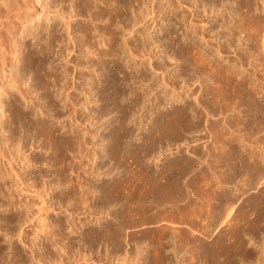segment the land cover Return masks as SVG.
I'll use <instances>...</instances> for the list:
<instances>
[{"label":"bare ground","instance_id":"1","mask_svg":"<svg viewBox=\"0 0 264 264\" xmlns=\"http://www.w3.org/2000/svg\"><path fill=\"white\" fill-rule=\"evenodd\" d=\"M150 1L152 2V7L149 9L148 3ZM206 1L207 0L194 1V4L198 2L203 3V5L200 4L203 6V8L201 9V6L199 5L200 9L198 8L197 11L195 10V13H193L194 15H192L193 17L191 18V20H189V23L188 19H185L186 16H184V14L183 16L181 15L182 18L181 16H179L181 14L180 12H182V10L180 9V6L183 4L182 0H176L173 2L167 0L165 4L163 3V0H49V8L53 7L54 9H56V11L60 12V15L58 19L57 16L53 17L51 23H49V29L46 30L48 36L44 37L41 34L43 25L39 22H37L36 26L30 29L26 28L25 32L24 30H22L23 38L30 35L31 39H33V42H31L30 44L29 42L21 43L24 45L26 53L24 54L25 66L20 69L19 73L21 83L25 85V88L20 89V82L14 76L16 68L10 70L11 77L9 79L8 85L15 84L18 87L14 88L13 91H8L12 86L2 87V90L5 88L7 89V92L1 95L4 99L0 98V103L2 102V100H6L9 110L8 115L3 121L4 130L7 133V135L4 136V146L5 144H9V147H11L12 149L9 150V153H6V147H3L2 149V147L0 146V157H5L9 154V157H12L15 160L16 158L14 155H12V152H19L24 149L23 161L27 163L26 167L24 168V172L26 180L31 181L30 185H33L35 182H37V180H39L41 181L40 183H42V185L46 186V189H48L49 185L59 184L60 186V184L67 183V186L65 188L68 190H66L65 188V190H63V188H61L62 190L60 189L56 195V199H58L59 201L54 202H58V204H60V202L62 201L64 203V200H66L67 202L66 204H64L67 205V203L70 201L69 199H76V201H78L77 204H82L81 206H83L82 208H84L85 210H91L93 212V210L96 209L102 210L103 208H107V215L111 213L110 208L115 207L116 205H119V207H121L115 214V216L120 219L118 222L119 224H116L117 227H114L115 225H113L112 227V224H110L112 223L110 221H114L115 219L110 221H103L102 223L104 224H100L97 230L94 229L90 232L83 233L84 235L82 239L84 240V243L86 245H90L91 241L94 238L95 242H107L112 244L113 247H121L123 243H125V246H127V242L131 240V238L128 237L130 235L129 230H127L129 225H137L139 223L140 225H142L143 223H145L143 222L144 219H146V222H152L156 225L160 223L158 224L160 226L156 227L154 230V232H157V234L159 235V239H168L169 236L170 238L174 237L175 232L172 231L170 233L167 230V228L169 227H165V229L162 226L163 224L161 225L162 220H164L166 217L165 213H168L169 215H171L170 217H174L173 220H176L175 218H179V215L181 214V212L180 214L178 212L179 208L181 207L179 205L180 203L183 202V205L186 206L187 203L192 201L193 204L195 203L197 205V200L200 202L203 196L206 194H204L203 196L200 195L201 199L198 197H196L197 200L192 199L193 194L192 191H190L189 187L193 185L194 187H197L196 189H198L200 180H202L203 183L206 180L204 185L209 187L210 191L208 194V188L206 187V189L204 187L206 189L205 192L208 196L206 195L207 199L205 196V198L203 199H206L208 202H202L203 205H207L209 215L207 212H205L208 216L207 218L204 217L205 213H202V209L205 206L202 207L201 203L200 205L198 204L202 208L200 214H204L203 217L206 218L205 221L207 224H204V220L200 218L202 216L198 217L203 220V223H200L202 224L200 226V228H202L200 230L201 232L196 230L200 233H198L199 239L196 238L197 241H195V248L193 247L195 251L192 250V252H194V255L197 252L198 255L196 254V257L198 258L199 262L204 260L205 262H207V264H264V242L261 243L263 244V246H260V248H258L259 250L256 251L258 253H251L250 251L247 252V250H245L246 242L244 239V236H246V234H249V236L256 235L257 230L259 231L260 229V226H263L264 228V147H261V145V149H257L260 148L257 147L259 146V144L257 146L255 145L257 144V142H259V140L256 141V144H254L250 140L252 139L254 142L255 137H253L254 139L252 137L249 139L250 136H253V131L256 130L257 132L260 128V130L264 128V105H262L260 100H258V96L260 95L259 93H264V84H261L262 81H259V83H257L256 81V83H254V77L256 74L255 68H257L256 65H254L255 67L253 66L254 71L250 70V73L248 71L245 74H242V59H245L242 57H246V55L243 54V56L241 55V58L238 57V63H236V65L231 64V62L227 63L228 65L230 64L229 66L222 65L223 59L220 62L217 57V59L211 58L212 55L208 53V50L210 49H204L208 52L202 50V47L200 45L202 44V42L199 44V40H196L197 42H195L194 40L191 42L192 38L189 37L190 39L188 40H190L191 43L188 42L187 44H185V42L184 45L179 44L180 36L178 37V35H176V31L172 29V27L170 28V23H172V21L170 22V20H168L170 22V25L166 24V22V26H163V28L160 29L162 31L164 30L163 37L167 38V41L169 40L172 43L177 44V50H175V53L177 51V53L181 54L182 57H185L186 55V58H188L187 56H189L190 59H192L193 64H195V66L200 69H209L207 70L211 74L213 83L209 90L207 88L205 89L208 90L205 94L209 95L207 97L208 99L206 103L208 102L209 106H212L213 109L215 108L217 110V112L213 113L212 111H210V113H213L214 116L216 114H218V116L222 115L225 118V116L223 115L224 111L225 113L233 111L231 113V116L228 117L229 119L226 123H228V127L232 126L233 128H235V133L238 131V134L242 129H246V132L248 130V132L243 136L246 141H248L246 143L244 141V138L242 137V139H240L237 133L232 134L233 130H230L231 132L227 131L228 127L227 125L225 126L223 124V120L221 121L222 125H219V119L218 121L214 117L213 121L205 119V117H203V113L205 115L206 112H199V107H195L197 105L193 107V104H190L193 103V101L190 102L191 100L188 101V99H190V97L192 96V98L197 100L195 101L197 103L194 102V104H198L199 106V104L204 101V94L202 92L201 94L196 96L195 93H188L190 91L187 90V92L185 91V89H182V92L178 91V88H175L174 85L175 82L181 78L180 74H175L173 75V77H170L165 75V71L163 70L159 73L155 72L159 71V69L161 68L165 69L161 61H156L154 64H152L153 62L149 63V65L152 64V70L150 71L151 67H147L146 64L147 61H150V58L154 56V54L149 53L151 50L149 45L151 42H158L161 37H159L158 39H154L151 36L144 35V31L136 27L137 24L141 23L146 17L149 16L150 13L156 12V14L158 15L161 14V22H164L167 13H171L172 17L175 16L176 18L179 17L181 18V20H184L183 24L185 25V27L187 26L185 22L188 21L186 22L189 23L188 27H191V30L194 29V31H200V33H198L202 36L201 38H204L206 40L205 42L209 43V41L214 40L219 33L215 34V31H212L214 32L213 34H215L214 38L213 35L212 37L209 35V31L214 26L211 25V22L215 23L218 22V20L213 17L212 19L211 16L208 17V15L215 7H217L215 6L216 2H219V4L221 5H219L220 7H223L225 0H210V8L212 9L214 6L215 7L212 10L209 9V13H207L208 11L206 12V5L208 4L207 2L209 0L207 2ZM233 1L235 2V6L233 8L234 10H231L236 11V18L230 17L226 20L225 14L226 16L228 15L227 13L224 14V12L222 11L224 7L221 10L219 6V9L218 7L217 9H215L217 11H221V13L218 11L222 16L220 18V15L218 16V18L220 19L219 21H221L219 26L221 25L223 27L224 25L223 29H228L229 26L228 28L226 27L228 25V22H235L234 26H239L243 22V20H246L247 25L244 22V24L246 25H244L245 30H254L257 23H259V28L261 27L260 24L261 22L263 23L264 16L259 15L260 13H258L256 8L253 7L254 4L251 3L252 0H248L249 2L243 0L245 1V3L247 2L246 5L244 3L242 5L241 0ZM43 2V5L41 4L42 11L47 9V3H45L44 0ZM18 6L19 4L17 2L12 3V9L17 8ZM209 6L207 7L209 8ZM189 7L191 9V6ZM243 7L246 8L244 12H242ZM187 8L188 7L186 5V9ZM250 9H252L253 11L251 10V12H249ZM192 10H190V12H192ZM200 11L203 12L202 14H204L205 11L208 18L205 17V14L202 15ZM240 11L242 12V14H240ZM199 12L200 16L202 15L203 17H201L204 19H202L201 17L197 19L196 16L199 17ZM237 12L240 15L237 14ZM212 13H214V11ZM35 14L36 11L33 10L31 12V15L34 16ZM61 16L64 19H62ZM194 17H196L197 21H193L195 19ZM39 18L45 20L47 19L44 15H38L36 19ZM169 19H171V17ZM206 25L208 26L207 28ZM257 29L258 28H256V30ZM232 30L233 32H231ZM232 30L230 31L231 33L226 30L228 32L227 37H230L232 41L236 39L234 40V42L238 44L239 40L237 39L241 38V35L240 37L238 36V38L235 37L238 33V29L235 30L233 28ZM240 30L243 31V29ZM125 32L133 34L134 38H131V40L128 41V39L124 36ZM263 32L260 33L264 34ZM136 33H138V35H136ZM257 33H259L258 30ZM239 34L240 33H238V35ZM140 35L141 38L139 37ZM207 35L208 37H206ZM220 35L223 36L224 34L222 33ZM261 36L264 37V35ZM256 37L252 38L256 40ZM263 37H259V39ZM120 39L122 40L120 41ZM249 39L251 40V37L248 38V40ZM217 42L216 52L218 53L226 52L228 49H226V47H229L231 45L229 43L230 45L227 44L228 46H225L224 44L219 43V41ZM241 43L242 42L240 41V44ZM35 44L38 47L35 49L31 48V46ZM161 45L163 44L161 43ZM55 47H57V51L55 50ZM171 47L174 49L172 45ZM259 47L258 48L261 50H263L262 48H264L263 46H261V44ZM19 49L20 47L15 44L14 53H18ZM261 50L260 53L262 52ZM54 51H56V55ZM242 51H240L241 54L243 53ZM249 51L251 50L249 49ZM227 52H229V49ZM53 53L54 55H52ZM244 53H246V51ZM168 55L171 60H174V58L177 57L173 54ZM249 56L250 55L248 54L247 60ZM138 57L141 61H139L140 64H138V62L134 60ZM219 58L221 59L223 57ZM247 60L245 59V62H247ZM187 61L189 60L187 59ZM124 65L126 66L125 71L122 69ZM186 67L187 68L181 69V73H188V70H190L189 65H187ZM96 69H101V72L94 73ZM205 70L202 71L204 72ZM152 72L158 74V79L160 75H162L160 77V81L153 80ZM26 74H28V76ZM205 74L207 75V72ZM157 76L155 77V79H157ZM85 77L89 80H87V83H89L87 87H85V85L83 87L82 85L83 78ZM166 77H169L170 80H167ZM186 80L188 81L187 78ZM98 81H100V86L96 84L98 87H94L95 84H92ZM147 81H149L150 83H146ZM158 81L165 84L170 82L171 84H169L171 86L167 84V87L173 89V102H175V100L177 101V99L181 97V99H179L182 101V103H179L180 105H177L176 107H173L172 104L173 108L170 109L166 108L165 103L164 105L160 103L165 98L166 93L168 92H166L165 90L162 95L155 93V98H150L148 94L154 91V85L157 86L158 84H160ZM183 81L185 82V80L182 79L181 82ZM186 83L185 86L187 85ZM135 84L139 86L140 91H138L139 88H132L133 86L131 85ZM19 89L20 92L18 94L17 91H19ZM38 90H40V93L38 92ZM34 91L35 95H33ZM94 92L97 95L99 94L98 96H101V99L104 101L103 107L105 111H103L101 108L100 110H93V108L89 111L88 108V111L87 109L85 110L88 112V114H86L85 111L83 112V106L90 100L91 97H93L91 99H94L93 101H95V99L97 98L96 95L91 96ZM65 94L66 97L64 96ZM18 95H22V98L26 101V105L24 108H20V105L22 104H19ZM126 95H130L131 100L124 105L122 101L123 97H126ZM147 96L149 98V101H151L152 103L151 106L153 110H151V113L153 111L154 116H151L149 120V126L147 127V129H145L143 128L144 120H142L141 113H139L134 119L131 117V115H134L135 108H137L136 111H140L141 106L139 107V104L141 100L146 98ZM60 97H64L61 103H59ZM39 101H41L40 104ZM28 102H30V104H28ZM206 103H204V105ZM35 104L38 105L37 109L35 108ZM161 104L163 108H165L164 110H160ZM112 110L117 111V117L114 118L113 122H111L112 125L109 123L110 125H108V129L106 128L107 131L105 137L108 145L106 147V153L102 154L108 156L110 160L108 162L109 164L107 163L109 168H105L106 170L104 171L103 175L108 176L107 173L108 171L110 172L111 167L112 170H118L119 167H122V173L119 176H115L114 174L111 178L107 177L104 180L102 179V181L98 183L97 171L99 170L101 165L99 166V163H96L95 165H93V169H84L82 175L81 172H79L81 168H83V166L81 167L82 160H80V158L82 156L83 158L86 157L88 158V161L90 163H93L92 159L96 158L98 154L100 155L101 152H104L102 149L101 140H103L105 137L101 135L99 137L96 136L97 126L99 127V125H97V120L98 118L103 116V114L110 113L112 112ZM207 112H209V110H207ZM38 114L40 116H38ZM213 114L211 115L213 116ZM137 119H139V121H137ZM203 121L207 122L208 125H210L209 130H212V134L216 135V138L220 136L218 138L221 139L219 140L222 145L220 147V149L222 150L221 154L217 152L218 148L215 144L211 147L212 149L210 148L211 154H209L210 151H208V154L210 155V157L212 155V157L210 158L211 160L209 159L210 162H206L207 164L205 163V167H203L204 165L202 166L200 162V158L204 155L203 151V155L201 152L202 156H200V154L194 156V158L196 157L197 159L196 161L193 160V156L191 159V157H185L188 156V154L183 156L182 153H180V155H176L177 157L172 158L171 161H166V163L161 166L162 168H158L159 165L155 166L154 168H149L146 165V163L144 162L145 157H152L155 154H157V156L162 155L163 152L158 154V152L156 153V151L159 148L162 149L164 143L167 142L166 144H169L168 141L170 139L186 141L184 140V138H187L185 137V134L187 132L189 133L193 131L194 129H198ZM140 125L141 127L139 128ZM203 125L205 124H202V126ZM206 125L204 127H206ZM202 126L201 128H203ZM135 129H139V131L135 133ZM201 131H203V129ZM133 136L135 137L133 138ZM39 139H42V141L45 142L46 146L42 147L51 149L50 151H52V156H46L45 158L44 156H35L33 152L38 149L39 146H41L35 144ZM257 139L258 138H256L255 140ZM262 139L263 138H261V140ZM263 140L261 143H263ZM97 147H99L100 150H98ZM193 147L194 146H192L191 148ZM195 151L192 150V153ZM50 161H52L51 164L55 163L58 165V168L56 167V176L54 177L58 180L56 181L57 183L54 181L51 182L52 180H50L47 174H45L41 170L33 171L38 163L41 164L45 162L47 164L50 163ZM14 162H16V160ZM110 162L112 163L110 164ZM114 163L116 164L115 166L113 165ZM133 165L135 166L133 167ZM12 169L13 171H15L14 167ZM2 171L3 170L0 168V207H4L3 209H0V222L4 224V226L0 229L3 230V235L8 238L7 242L11 243L10 248L17 249V251L13 252L16 253L19 258L21 257V261L24 260L25 262L27 260L25 257L26 254L21 253V250L18 247L13 246L12 242L14 241H11V239L15 236L20 237L19 234H21V237L19 239L20 242H22L23 245L27 244L23 236L24 231L21 227L24 223H27L32 219L33 212H31V209L29 208V203H26L24 200H17V202L13 201L14 190L10 185H7L5 181H2L5 177L3 173L4 171ZM190 172L195 173H192L193 175L190 176L186 181H182V178H184L186 174ZM50 173L53 174V171H51ZM87 174H91V177L86 176ZM242 176L244 178H242ZM16 177H18L17 179L19 180L21 179L18 173H16ZM239 178L245 180H242L243 182H245L244 184H242L245 185V189L238 188V191H236V193L233 191V193H228L225 188V184L234 183L235 181L239 180ZM223 184L225 186H223ZM200 187L201 185H199V188ZM191 189L195 190V188L193 187ZM203 190V188L202 190H199L202 191V193L197 192V195L203 194ZM96 191L99 192L98 198L94 199V201H91L92 197L95 196L93 195V193ZM196 191L197 190H195V192ZM195 192L193 193L196 194ZM42 202L46 203L45 200H42ZM191 203L189 204L191 205ZM18 206L21 208L20 210H18ZM50 206L46 205V208H38L44 210V212L40 216V227L38 229V233H44V238H49L50 233L49 214L47 211ZM230 206L236 211V213L238 212V215L242 214V216L240 217L237 216V220L239 217V220H236L238 223H236L235 220V223L232 222L233 226H230L231 228H229V230L231 229V232L228 230H224L222 227L225 225L222 226L219 223V220L224 218V216L223 218H221L223 212H225V210L227 212L230 211L227 210L230 208ZM13 207H15V211H13ZM27 208L29 209V211L27 210L28 212H26L25 210ZM193 210L194 212H197L195 211V207L193 208ZM234 210L232 212H234ZM5 211L7 212V214L4 213ZM188 211L186 213H188ZM250 212H254V216L251 218L250 216H248L247 218L246 215H248V213ZM198 213L196 214L198 215ZM194 214H191V218ZM233 214L234 213H231L230 215ZM234 215L235 217H233L236 219V214ZM231 218L230 220L228 219L229 223L234 219ZM166 219L170 218L166 217ZM225 219L227 220V217H225L224 220ZM241 219H243L246 223H243V220ZM195 220L192 222L195 223ZM220 221L222 222V220ZM163 222L165 223V221ZM197 223L199 224V221ZM197 223L194 225H197ZM244 225L245 228H243ZM197 227L196 229H198ZM246 228L248 232H245ZM60 235L62 236V233ZM52 236L54 237V234H52ZM158 237H155V239H158ZM153 238L154 237H152V239ZM193 238L191 240H193ZM176 239L178 240V238ZM177 240L175 241L177 242ZM59 241V239H55L53 242L55 244H58ZM153 241L156 242V244L154 243L155 245L152 246L154 249V251L152 249V254L154 256L153 264H169L171 260L169 259L170 256L166 255L165 253V248L168 246L169 241L166 239H164V241ZM180 243L178 244L179 249L181 248ZM171 244L169 245L171 246ZM47 245L49 246L48 242L45 243V246ZM33 246L34 244L27 245V247L30 249L31 255L33 253ZM192 246L194 245H191V247ZM174 248L176 247L174 246ZM178 248H176V251ZM156 250L159 253L155 252ZM6 255L7 254L4 253V246L0 244V264L16 263L15 261L12 262L13 260L11 261V259H7ZM81 256L84 259H87L88 257L86 252L81 253ZM194 258L195 257H193V259ZM18 259L16 258V260ZM122 259H120V264H122L124 260ZM132 260H134V257ZM190 260L187 264H197V259L194 260L195 263ZM128 261L129 260L127 259V261L123 263L128 264Z\"/></svg>","mask_w":264,"mask_h":264},{"label":"rangeland","instance_id":"2","mask_svg":"<svg viewBox=\"0 0 264 264\" xmlns=\"http://www.w3.org/2000/svg\"><path fill=\"white\" fill-rule=\"evenodd\" d=\"M45 1V3H47V9H45L44 11H42V6H41V4L43 5V0H0V98L1 99H4V98H2V94H4V93H6L7 92V89H3L2 90V87L4 86H12L11 88H10V90H8V91H13L14 90V88H16V87H18L17 85H15V84H11V85H8V83H9V79H10V77H11V74H10V70H12V69H14V68H16V72H14V76L16 77V79H18V81L20 82V89H24L25 88V85L24 84H22L21 83V79H20V69H22V67H24L25 66V61H24V54L26 53V49H25V47H24V45L23 44H21L22 42H29V44L31 43V42H33V39H31V36L30 35H28V36H26L25 38H23V32H22V30H24V32L26 31V28H32V27H34V26H36V24H37V22H39V23H41L42 25H43V30L41 31V34L44 36V37H47L48 36V34L46 33V30H48L49 29V23H51V21H52V19H53V17H56L57 16V19L59 18V15H60V12L59 11H56V9H54L53 7H51V8H49V0H44ZM47 1V2H46ZM166 1L167 0H163V3L165 4L166 3ZM168 1H170V2H173V1H176V0H168ZM183 1V4L180 6V9L182 10V12H180L181 14L179 15V16H183V14H184V16H186L185 17V19L187 20L188 19V21L189 20H191V18L193 17L192 15H194L193 13H195V10L197 11L198 10V8L200 9V6H201V9L203 8V3H200V2H198V3H195L194 4V1H196V0H182ZM187 1V2H186ZM208 1V0H207ZM206 1V2H207ZM243 0H241V3H242V5H243V3L246 5V3L247 2H249L248 0H245V1H247L246 3H245V1H243ZM251 1V0H250ZM18 3L19 4V6L17 7V8H14V9H12V3ZM151 2V1H150ZM150 2L147 4L148 5V7H149V9L152 7V2H151V4H150ZM209 2H211L210 0L207 2L208 4L206 5V12L207 13H209L210 12V10H212L215 6H219L220 4H219V2H216L215 3V6L211 9L210 8V6H209ZM233 2V3H232ZM159 3H160V1H159ZM191 3H192V5H191ZM218 3V4H217ZM251 3H253L252 5H253V7H255L256 8V10L258 11V13H260L259 15L260 16H264V1L263 0H252L251 1ZM200 4H202V5H200ZM212 4V3H211ZM214 4V3H213ZM233 4V5H232ZM235 4V2L233 1V0H225V3H224V8L223 7H220V10L222 9V11L224 12V14L225 13H227V15L228 16H226V14H225V18H226V20H227V18H230V17H233V18H236V11H232L231 9H233L234 8V5ZM186 5H187V9H186ZM200 5V6H199ZM232 5V6H231ZM189 6H191V9H190V7ZM207 6H209V8L207 7ZM193 7V8H192ZM217 7H215L210 13H209V15H208V17H210L211 16V18L213 17V18H216L217 20H218V22H211V25L213 26V28L210 30V29H208V30H210L209 31V35L212 37V35H213V38L215 37L214 35L215 34H218V36H216V38L214 39V40H212V41H209V45L205 42L206 40L204 39V38H201L202 36L199 34L200 33V31H194V29H190L191 27H188V24L190 23V21H189V23H186V22H188V21H186L185 22V24H187V26L185 27V25L183 24L184 22V20H181V18H182V16H181V18H179V17H172V15H171V13H167L166 14V16H165V19H164V22H161L162 20H161V14H156V12L155 13H150L149 14V16L148 17H146L141 23H139V24H137V26L136 27H138V28H140L142 31H144V35H147V36H151L152 38H154V39H158L159 37H161L160 38V40L158 41V42H151L150 43V45H149V47L151 48V50H150V52L149 53H152V54H154V56H152L151 58H150V61H147V67H151V65L152 64H154L156 61H161L162 62V64L164 65V67H165V69L164 68H161V69H159V71H155V72H161L162 70L163 71H165V75H167V76H172L173 77V75H177V74H180L181 75V80L180 79H178L176 82H175V88H178V91H180V92H182V89H185V91H190V92H188V93H191V92H193V93H195V95L197 96V95H199V94H201L202 92H203V94H204V101H202L201 103H203V104H199V106H198V104H194V102L195 101H197V100H195L194 98H192V96L190 97V99H188V101H190V102H192L193 101V103H190L191 105L193 104V107L195 106V105H197V106H195L196 108H198L199 107V112H206L205 113V115H204V113H203V117H205V119H209V120H211V121H213V117L214 118H216L217 119V121H218V119H219V125H222V122H223V124L226 126L228 123H226L227 121H228V117L229 116H231V113L233 112V111H229L228 113H225V111H224V116H225V118L222 116V118H221V116H218V114H216L215 116H214V112H217V110L214 108L213 109V107L212 106H209L208 105V102L206 103V101H207V97L209 96V95H207V94H205V93H207L206 91H208L209 90V88L211 87V85H212V83H213V81H212V79H211V74H210V72L206 69H200V68H198V67H196L195 66V64H193V61H192V59H190V57L189 56H187L188 58H186V55H185V57L183 56H181V54H179V53H177V51H176V53H175V50H177L176 48H177V44H174V43H172L171 41H167V38H165V37H163V34H164V30L162 31V30H160L161 28H163V26L165 27L166 26V24H169L171 21H172V23H170L169 25H170V28L172 27V29H174L175 31H176V35H178V37L180 38V40H179V44H181V45H184V43L185 44H187L188 42L189 43H191L193 40L195 41V42H197L198 40L200 41V42H198L199 44L202 42V44H200L201 45V47H202V50H204V49H206V50H208V49H210V50H208V51H206V50H204V51H206V52H208L210 55H212L211 56V58H214V59H219V61L221 62V60L223 59V64L222 65H226V66H229L227 63H230L231 62V64H234V65H236V63H238L237 61H238V57H242L243 56V54L244 55H246V57L245 56H243L242 58H245L246 60H247V56H248V54L250 55L249 57H248V60H247V62H245V59L243 60L242 59V63H243V65H241V67H242V69H241V72H242V74L244 73H246V72H248L249 71V73H250V70H253L254 69V65H256V67L257 68H255L256 69V74H255V77H254V83H256V81H257V83H259V81L261 82H264V48H262L263 50H261V49H259L260 47V44H261V46H263L264 47V37L263 36H261V35H264V34H261L263 31H264V21H263V23L261 22V24H260V26L262 27H260L259 28V23H257V25H256V28H258L257 30H258V32L259 33H257V30H256V28L253 30L252 29V31H248V30H245V27H244V25L247 23V21L245 20H243V24L240 26H237V25H235L234 26V24H235V22H232V21H230V22H228L227 24V28H228V26H229V28L228 29H223L224 28V25H223V27L220 25L219 26V24H220V22L221 21H219L220 19V17H222L221 16V11L220 10H215V9H217ZM219 7H218V9H219ZM227 8V9H226ZM9 9H12V10H9ZM189 9V10H188ZM193 9V10H192ZM210 9V10H209ZM33 10H35L36 11V14L33 16V15H31V12L33 11ZM190 10H192V12H190ZM234 10V9H233ZM243 10V11H242ZM241 11L242 12H244L245 10H246V8H244L243 7V9H242ZM251 10L252 9H250L249 10V12H251ZM214 11V13H212ZM227 11V12H226ZM240 11V12H241ZM253 11V10H252ZM256 11V12H257ZM201 12V11H200ZM200 12H199V17L198 16H196L197 17V19L198 18H200L202 15H204L205 14V17H207V13H205V11H204V14H202L203 12H201V16H200ZM222 12V13H223ZM242 12L240 13V14H242ZM248 12V13H249ZM188 13V14H187ZM198 13V12H197ZM215 13H217V14H215ZM190 14V15H189ZM237 14H239L238 12H237ZM239 14V15H240ZM38 15H44V16H46V20L45 19H41V18H39V19H36L37 18V16ZM155 15V16H154ZM189 15V16H188ZM220 15V16H219ZM191 16V17H190ZM218 16H219V18H218ZM62 17V16H61ZM171 17V19H169ZM196 17H194L195 19L193 20V21H197V19H196ZM203 17V16H202ZM201 17V18H202ZM207 17V18H208ZM174 18V19H173ZM212 18V19H213ZM232 18V19H233ZM62 19H64L63 17H62ZM180 19V20H179ZM202 19H204V18H202ZM168 20H170V22L168 21ZM229 20H231V19H229ZM228 20V21H229ZM182 21V22H181ZM167 22V23H166ZM244 22H245V24H244ZM166 23V24H165ZM213 23V24H212ZM217 23V24H216ZM231 23V24H230ZM47 24V25H46ZM182 24V25H181ZM232 24H233V28L235 29V30H237L238 31V33H240L239 35H238V33H237V35L235 36V37H237L238 38V36L240 37V35H241V38H239V39H237V40H239L238 41V44H236V42H234V40H236V39H234L233 41L230 39V37H227V35H228V32L229 33H231V32H233V28H232ZM184 25V26H183ZM207 25H209V24H207ZM206 25V28L208 27ZM218 25V26H217ZM247 25V24H246ZM245 25V26H246ZM142 26V27H141ZM175 26V27H174ZM177 26V27H176ZM237 26V27H236ZM188 27V28H187ZM220 27V28H219ZM244 27V28H243ZM232 31H231V30ZM240 29H243V31H244V33H243V31L242 30H240ZM222 32H221V31ZM226 30H228V32L226 31ZM239 30H240V32H239ZM250 30V29H249ZM189 31V32H188ZM193 31V32H192ZM212 31H215V34H213L214 32H212ZM217 31V32H216ZM231 31V32H230ZM242 31V32H241ZM248 31V32H247ZM254 31H256V32H254ZM193 34H192V33ZM195 32V33H194ZM199 32V33H198ZM221 32V33H220ZM225 32V33H224ZM261 32V33H260ZM191 33V34H190ZM224 34L223 36L222 35H220V34ZM249 33V34H248ZM254 33V34H253ZM259 36V34H260V36L259 37H263V38H260L259 39V37L256 35V34ZM264 33V32H263ZM24 35H25V33H24ZM136 35H138V33H136ZM184 37H183V36ZM195 36V39H194V36ZM226 35V36H225ZM250 35H253V36H250ZM124 36L128 39V41H130L131 40V38H134L133 37V34H129V33H126L125 32V34H124ZM185 36H186V38H185ZM188 36V37H187ZM199 36V37H198ZM220 36H222V37H220ZM225 36V37H224ZM249 36V37H248ZM257 36V37H256ZM140 38H141V35L139 36ZM189 37H191L192 38V40H191V42H190V40H188V39H190ZM206 37H208V35L206 36ZM220 37V38H219ZM224 37V38H223ZM251 37V40L249 39L248 40V38H250ZM252 37H256V40L255 39H253ZM120 38H122V37H120ZM183 38H185V39H183ZM197 38V39H196ZM204 39V40H203ZM122 39H120V41H121ZM162 40V41H161ZM186 40V41H185ZM197 40V41H196ZM219 41V43H221V44H224L225 46H228V45H230L229 47H226V49L228 48L229 49V52H227L228 51V49H227V51L226 52H221V53H218V52H216V46H217V41ZM230 40H231V43H230ZM254 40V41H253ZM240 41L242 42L241 44H240ZM258 41H260V42H258ZM165 42V43H164ZM172 44H171V43ZM161 43L163 44V45H161ZM169 43V44H168ZM230 43V44H229ZM235 43V44H234ZM15 44H17L19 47H20V49L18 50V53H14V46H15ZM228 44V45H227ZM259 44V45H258ZM170 45V46H169ZM171 45L174 47V49L171 47ZM236 45H238V46H236ZM248 48H247V47ZM250 46V47H249ZM259 48H258V47ZM38 46L35 44V45H33V46H31V48H33V49H35V48H37ZM249 49L251 50V51H249ZM55 50L57 51V47H55ZM243 50V51H242ZM260 50L262 51L261 53H260ZM56 51H54L55 52V55H56ZM240 51H242L243 53L241 54V52ZM246 51V53H244ZM172 52V53H171ZM211 52V53H210ZM249 52V53H248ZM250 52H251V54H250ZM86 53V52H85ZM84 53V54H85ZM240 53V54H239ZM168 54H173L174 56H177V57H175L174 58V60L172 59H170L168 56ZM217 54H220V55H217ZM263 54V55H262ZM52 55H54V53L52 54ZM180 55V56H179ZM240 55V56H239ZM242 55V56H241ZM86 56H88V55H86ZM217 57V58H216ZM219 57H223V58H219ZM48 58H49V54H48ZM186 58V59H185ZM176 59V60H175ZM187 59L189 60V61H187ZM135 61H137L138 62V64H140L139 63V61H140V58L138 57V58H135L134 59ZM141 60H142V58H141ZM146 61V60H145ZM141 62V61H140ZM153 62V63H152ZM233 62V63H232ZM149 63H152V64H150L149 65ZM226 63V64H225ZM247 63V64H246ZM187 65H189V68H190V70H188V73H185V72H183L184 73V75H183V73H181V69H184V68H187L186 66ZM48 66H49V64H48ZM254 66V67H253ZM126 66L124 65L123 66V70L125 71V68ZM193 69H192V68ZM195 67V68H194ZM240 67V68H241ZM253 67V68H252ZM96 68V67H95ZM252 68V69H251ZM199 69V70H198ZM152 70V67L150 68V71ZM195 70V71H194ZM197 70H198V72H197ZM202 70H205L204 72L202 71ZM200 71V72H199ZM254 71V70H253ZM253 71H251V72H253ZM100 73L101 72V69H96L95 71H94V73ZM153 73L152 72V74H153V80H155V81H157V80H159L160 81V77L162 76V75H160V77H159V79H158V74H156V73ZM179 72V73H178ZM187 72V71H186ZM202 72V73H201ZM207 72V75L205 74ZM258 72V73H257ZM154 74H155V76H154ZM187 74V75H186ZM209 74V75H208ZM27 76H28V74H26ZM25 75V76H26ZM157 76V79H155V77ZM205 76V77H204ZM207 77V78H206ZM210 77V78H209ZM167 78V80H170V78L169 77H166ZM169 78V79H168ZM186 78L188 79V81L186 80ZM182 79L183 80H185V82L183 81V82H181L182 81ZM88 79H86V77L85 78H83V87H84V85H85V87H87V85L89 84V83H87L88 81H87ZM158 81V82H159ZM212 81V82H211ZM150 82H151V80H150ZM149 81H147L146 83H150ZM187 82V83H186ZM261 82V84H264V83H262ZM160 84H158L157 86L156 85H154V94H153V92H151V93H149L148 94V96L150 97V98H155L154 96H155V93L156 94H159V95H162L165 91L167 92L166 93V96H165V98L160 102V103H162L163 105H164V103H165V105H166V108H173V107H176L177 105H180L181 103H182V101L180 100L181 99V97H179L178 99H177V101L175 100V102H173L174 100H173V94H174V92H172V88H170V87H167V84H169L170 82H168L167 84H165V83H161V82H159ZM185 83L187 84L186 86H185ZM32 84H33V82H32ZM32 84H31V86H32ZM95 84V85H94ZM98 86H100V81H98V82H96V83H93L92 85H94V87L96 86V87H98ZM131 84V83H130ZM138 84V83H137ZM137 84H135V85H131V86H133L132 88L133 89H138L139 88V84L137 85ZM171 84V83H170ZM169 84V85H170ZM166 85V86H165ZM171 86V85H170ZM180 87V88H179ZM184 87V88H183ZM156 88V89H155ZM208 89V90H205V89ZM20 89H19V91H17L18 92V94H19V92H20ZM167 89V90H166ZM181 89V90H180ZM2 90V91H1ZM165 90V91H164ZM138 91H140V88L138 89ZM16 92V93H17ZM38 92L40 93V90H38ZM183 92H184V90H183ZM173 93V94H172ZM261 95V99H260V95ZM257 96H258V100H260V102H261V104L262 105H264V93L262 92V94L261 93H259ZM33 95H35V91L33 92ZM94 95H96V99H95V101H93L94 99H91V98H93V97H91V96H94ZM99 95V94H98ZM95 92L90 96L91 98H90V100L83 106V112L87 109V111H88V108H89V111L90 110H92L93 108V110H97V109H99L100 110V108L103 110V111H105V109H104V107H103V105H104V101L101 99V96H98ZM185 95V94H184ZM183 95V96H184ZM19 96V104H22V105H20V108L22 107V108H24L25 107V105H26V101L22 98V95H18ZM65 97H66V94L64 95ZM148 96L146 97V98H144V99H142L141 100V102H140V104H139V107H140V111L138 110V111H136L137 110V108H135V113H134V115H131V117L134 119V118H136L137 117V115L139 114V113H141V115H142V120H144L143 121V128H145V129H147V127L149 126V120H150V118H151V116L153 115L154 116V114H153V111H152V113H151V110H153L152 109V106H151V101H149V98H148ZM263 98V99H262ZM63 99H64V97H60L59 98V103H61L62 101H63ZM146 99V100H145ZM193 99V100H192ZM102 100V101H101ZM126 100V101H125ZM131 100V97H130V95H126V97H123V101H122V103L125 105V104H127V102H129ZM91 101V102H90ZM93 101V102H92ZM150 102V103H149ZM41 103V101H39V104ZM167 103V104H166ZM180 103V104H179ZM195 103H197V102H195ZM204 103H206L205 105H204ZM28 104H30V102H28ZM162 104H161V107H160V110H164L165 108H163V106H162ZM172 104H173V107H172ZM143 106V107H142ZM151 106V107H150ZM203 106V107H202ZM103 107V108H102ZM110 107V106H109ZM206 107V108H205ZM212 107V108H211ZM35 108L37 109L38 108V105L37 104H35ZM91 108V109H90ZM143 108V109H142ZM208 108H211V109H208ZM202 109V110H201ZM24 110V109H23ZM45 110V109H44ZM204 110V111H203ZM206 110V111H205ZM207 110H209V112H207ZM87 111H85V113L86 114H88V112ZM210 111H212L213 113H210ZM8 113H9V110H8V104H7V101L6 100H2V102L0 103V146L2 147V149H3V147H6L5 148V150H6V153H9V150H11L12 148L11 147H9V144H5V146H4V136H6L7 135V133H6V131L4 130V124H3V121L5 120V118H6V116L8 115ZM208 113V114H207ZM210 113V114H209ZM211 114H213V116L211 115ZM228 114V115H227ZM206 115H207V118H206ZM210 115V116H209ZM220 115V114H219ZM38 116H40L39 114H38ZM212 116V117H211ZM102 117V118H101ZM100 118H98V124L97 125H99V127L97 126V129H96V136L97 137H99L100 135L101 136H103V137H105V134H106V131H107V129H108V125H110L111 124V122H113L114 121V118H116L117 117V111L116 110H112V112H110V113H107V114H103V116H101ZM61 118H63V117H61ZM227 119V120H226ZM103 120V121H102ZM223 120V121H222ZM99 121H100V123H99ZM135 121H136V119H135ZM137 121H139V119H137ZM222 121V122H221ZM205 121H203V123H201V126H202V124H207L208 125V123L207 122H205ZM86 123H87V121H86ZM110 123V124H109ZM148 123V124H147ZM221 123V124H220ZM112 125V124H111ZM205 125H203L202 127L203 128H201V126L198 128V129H194L193 131H191V132H187L186 134H185V137H187V138H184V140H186V141H183V140H176V139H174V140H169L168 141V143L169 144H166V143H164L163 144V147H162V149L161 148H159V149H157V151H156V153L158 152V154H160V153H162V155H158L159 156V158H158V156H157V154H155L154 156H152V157H145V159H144V162L146 163V165L149 167V168H154L155 166H157V165H159L158 166V168H162L161 166L162 165H164L165 163H166V161L168 162V161H171V159L172 158H175V157H177L176 155H180V153H182V155L183 156H185V155H187L188 154V156H185V157H191V159H192V156H193V160H197L196 159V157L194 158V156H197V155H199L200 154V156H202L203 155V152H204V155H205V157H204V155H203V157H201L200 158V162H201V165L203 166V167H205L206 165H205V163L207 162H210V158L212 157V155H211V157H210V155L209 154H211V147L215 144L216 146H217V148H218V150H217V148H216V150H217V152L218 153H220L221 154V149H220V147L222 146L221 145V143H220V138H218V137H220V136H218L217 138H216V135H214V134H212V130H209V127H210V125H206V127H204ZM223 125V126H224ZM141 127V125L139 126V128ZM227 127H228V125H227ZM263 127V126H262ZM107 128V129H106ZM205 128V129H204ZM232 128V129H231ZM105 129V130H104ZM199 129H203V131H201V130H199ZM211 129V128H210ZM235 128H233L232 126L231 127H228V130L227 131H232L233 130V132H232V134L234 133V134H238V131L235 133V130H234ZM261 129V128H260ZM258 130L257 132H256V130L255 131H253L254 133H252L253 134V136H250L249 137V139L252 137H255V139L256 138H258L257 140H255L254 138V142H253V140L251 139L250 141H252V143H254V144H256V141H258L259 140V142H257V144L255 145V146H257L258 144H259V146H257V147H260L261 145V147H264V145H263V143H264V128H262V130ZM105 132H103V131ZM139 131V129L137 130V129H135L134 130V132L135 133H137ZM230 131V132H231ZM193 132V133H192ZM240 133L238 134V136L240 137V139H242V137L245 135V133H247L248 132V130H247V132H246V129L244 130V129H242L241 131H239ZM259 132V133H258ZM192 133V134H191ZM195 133V134H194ZM104 134V135H103ZM189 134V135H188ZM190 136V137H189ZM135 136H133V138H134ZM244 138V137H243ZM261 138H263L262 140H263V143H261L262 142V140H261ZM220 139V140H219ZM104 140H106V137L103 139V140H101V145H102V149H103V151L104 152H101L100 153V155L98 154L97 156H96V158H94V159H92V161H93V163H90L89 161H88V158H86V157H84L83 158V156L80 158V160H82V163H81V167L83 166V168H81V170L79 171V172H81V174L83 173V170L85 169V170H87L88 168H90V169H93V165H95L96 163H99V166L101 165V167L99 168V170L97 171V182L99 183L100 181H102V179L104 180L105 178H111L112 177V175H114L115 174V176H119L121 173H122V167H119L118 168V170H112V167H111V169H110V172L108 171V176L107 175H103L104 174V171L107 169L106 167H108L109 168V166L107 165V163L109 162V158H108V156H105V154H102V153H106V147H107V140L106 141H104ZM187 140H188V142H187ZM217 140V141H216ZM219 140V141H218ZM261 140V141H260ZM102 141H103V143H102ZM177 141V142H176ZM244 141L247 143L248 141H246V139L244 138ZM184 142V143H183ZM36 145H41V146H39V148L38 149H36L33 153L35 154V156H37V157H43L44 156V158L47 156H52V151H50L51 149H49V148H47V147H42V146H46L45 145V142H43L42 141V139H39L36 143H35ZM254 144H252V145H254ZM191 145V146H190ZM197 145V146H196ZM219 145V146H218ZM189 146H190V148L192 147V146H194L193 148H191L193 151H195L196 149V151L195 152H197V153H195V152H193L192 153V150L189 148ZM195 147H196V149H195ZM261 147L260 148H257V149H261ZM211 148V149H210ZM97 149L98 150H100V148L99 147H97ZM160 150H162V151H160ZM220 150V151H219ZM203 151V152H202ZM208 151H210V153L208 152ZM24 149H22L21 151H19V152H12L13 154L12 155H14L15 156V160H16V162H14L15 160L12 158V157H9V154L8 155H6L5 157H0V168L4 171H2L3 173H4V175H5V177L3 178V180L2 181H5V183L7 184V185H10L12 188H13V192H14V198H13V201H16L17 202V200H24L26 203H29V208L31 209V212H33V216H32V219L30 220V221H28L27 223H24L23 225H22V229H23V231H24V233H23V236H24V238H25V242L27 243L26 245H23V243L22 242H20V237H21V234H19L20 235V237H18V236H15V237H12V239H11V241H14V242H12L13 243V246H16V247H18L20 250H21V253H24V254H26V261L24 262V260H22L21 261V257L19 258V256L16 254V253H14L15 251H17V249H15V248H13V249H11L10 248V244L11 243H9V242H7L8 240V238L6 237V236H4L3 235V230L2 229H0V244L1 245H3L4 246V253H6L7 255H6V257H7V259H11V261L12 262H16V263H13V264H120V262H121V260L120 259H122V257H123V262H126L127 261V259L129 260L128 261V264H153V261H154V256H153V251H154V249H153V245H155L156 244V242L155 241H153V240H162V241H164V239H166V240H168L169 241V243H168V246L164 249L165 250V253H166V255H169L168 257H169V259H171L170 260V263L171 264H187L188 263V261L190 260V261H192V262H194L195 263V261L194 260H196L197 261V264H199V263H201V264H207V262H205L204 260H202L201 262H199V260H198V258L196 257L197 255H198V253L196 252L195 253V255H194V252H192V250L193 251H195L194 250V248H195V244H196V242L195 241H197V239H199V234L198 233H200L201 231V229L202 228H200V226L202 225V224H200L201 222L203 223V220H204V224H207L206 223V218H207V216L209 215V211H208V208H207V205H203V202H206L207 200V197H206V195H207V193L209 194V191H210V188L209 187H207L206 185H204V183L206 182V180L205 179H203V180H205L204 181V183H203V181L202 180H200V184H198V189H196L197 187H194L193 185L192 186H190L189 187V189H190V191H192V194H193V197H192V194H191V197H192V199H195V200H197V198L196 197H198V198H200L201 196L200 195H204V194H206V195H204L205 197H206V199H203V198H205L204 196H203V198L201 199V201L199 202L198 200H197V203L200 205V203H201V205H202V207H204L203 209L197 204H193V202L191 203V202H189V203H191V205H194V206H191L189 203H187L186 204V206L185 205H183V202L182 203H180L179 205L181 206L180 208H179V214H180V212H181V214L179 215L180 217V220H179V218H175L176 220H173L174 219V217L172 218V217H170L171 215H169L168 213H165V215H166V217H169L170 219H166V217H165V219L164 220H162V222L163 221H165V223L163 222H161V225L165 228H167V227H169V228H167V230L171 233L172 231L173 232H175V236H174V233H173V236L174 237H171L170 238V236H169V238L167 239V238H164V239H159V235L157 234V232H154V230H155V228L156 227H158V226H160V225H158V224H160V223H158L157 225L155 224V223H150V222H146V219H144L143 220V222H145V223H141L142 225H140V223L139 224H137V225H133V224H130L129 225V227H128V229L127 230H129V236L128 237H130L131 238V240L129 241V242H127L128 244H127V246H125V243H123L122 245H121V247H123V248H121V247H117V246H114L113 247V245L112 244H110V243H107V242H102V241H100V243H98V242H95V240H94V238H93V240L91 241V244L89 245H86L85 243H84V240L82 239V237H83V233H87V232H90V231H92V230H97L98 229V227L100 226V224L102 225V224H104V223H102L103 221H106V220H114V221H110V222H112V223H110V224H112L111 226L113 227V225H115L114 227H117V225L119 224L118 222H119V218L118 217H116L115 216V214H116V212H118V210H119V208H121V207H119V205H116L115 207H112V208H110L111 210H110V214H108L107 215V212H108V209L107 208H103L102 210H99V209H96V208H94V209H96V210H93V212L91 211V210H85L84 208H82L83 206H81V205H79V204H77L78 203V201H76V199H69L70 201V203L68 202L67 203V205H65L66 204V200H64V203H63V201L62 202H60V204H58V202H54V201H59L58 199H56L57 198V193L59 192V190L61 189V188H63V190H65L66 188V186H67V183L66 184H60V186H59V184H53V185H49L48 187V189H46V186H43L42 185V183H40L41 181H39V180H37V182H35L33 185H30V183H31V181H27L26 180V176H25V172H24V168L26 167V165H27V163H25V161H23V155H24ZM200 152V153H199ZM201 152H202V155H201ZM207 152V153H206ZM16 153V154H15ZM194 153H195V155H194ZM209 153V154H208ZM209 155V157H208V155ZM11 156V155H10ZM13 156V157H14ZM102 156V157H101ZM157 156V157H156ZM100 157H101V159H100ZM104 157V158H103ZM261 157V156H260ZM9 158V159H8ZM150 158V159H149ZM204 158V159H203ZM11 159V160H10ZM14 161H13V160ZM170 159V160H169ZM210 159V160H209ZM260 159V158H259ZM165 160V161H164ZM204 160V161H203ZM51 162L52 161H50V163H41V164H37L36 165V167L34 168V170L33 171H35V170H41L42 172H44L45 174H47V176L49 177V179L50 180H52L51 182H56V181H58L56 178H54L56 175V169L58 168V165L57 164H55V163H52L51 164ZM204 162V163H203ZM89 163V164H88ZM112 162H110V164H111ZM162 163V164H161ZM206 163V164H207ZM51 164V165H50ZM83 164V165H82ZM88 164V165H87ZM109 164V163H108ZM156 164V165H155ZM114 166L116 165L115 163L113 164ZM135 165H133V167H134ZM14 167V170L15 171H13V168ZM57 167V168H56ZM106 168V169H105ZM51 171H53V174L52 173H50ZM116 171V172H115ZM118 171V172H117ZM121 171V172H120ZM16 173H18L19 174V176H20V180L19 179H17L18 177H16ZM96 173V172H95ZM112 173V174H111ZM191 173V172H190ZM187 173L186 174V176L184 177V178H182V181H186L190 176H192L193 174L191 173ZM109 174H111V175H109ZM83 175V174H82ZM50 176H51V178H50ZM86 176H90L91 177V174L89 175V174H87ZM104 177V178H103ZM187 177V178H186ZM54 178V179H53ZM242 178H244L243 176H242ZM242 178H239V180H237V181H235L234 183H229V184H223V186H225V188H226V190L228 191V193H231L232 191L233 192H235L236 193V191H238V188H243V189H245V185H242V184H244L245 182H243L242 180H244V179H242ZM56 179V180H55ZM163 181V180H162ZM202 181V182H201ZM245 181V180H244ZM8 182V183H7ZM237 182V183H236ZM57 183V182H56ZM203 185H202V184ZM236 186H235V185ZM199 185H201V187L199 188ZM196 186H197V184H196ZM203 186V187H202ZM45 189H44V188ZM195 188V190H197L196 192H195V190H193V189H191V188ZM207 189V193L205 192L206 191V189ZM65 188V189H64ZM202 188L204 189L203 190V194H199V195H197L198 193L197 192H200V193H202V191H199V190H202ZM237 188V189H236ZM188 189V190H189ZM236 189V190H235ZM62 190V189H61ZM66 190H68V189H66ZM242 190V189H241ZM193 192H195L196 194H194ZM232 192V193H233ZM98 194H99V192H94L93 193V195H95V196H93L92 197V199H91V201H94V199H97L98 198ZM197 195V196H196ZM208 196V195H207ZM199 199V200H200ZM42 200H45V202L47 203H43L42 202ZM205 200V201H204ZM203 201V202H202ZM208 202V201H207ZM206 202V203H207ZM57 203V204H56ZM63 203V204H62ZM206 203H204V204H206ZM185 204V203H184ZM189 204V205H188ZM46 205L47 206H50L49 207V209L47 210L48 211V214H49V238H44L43 237V235H44V233H38V229H39V227H40V216L42 215V213L44 212V210L42 209H38V208H41V207H43V208H46ZM53 205V206H52ZM60 205V206H59ZM62 205V206H61ZM79 205V206H78ZM188 205V206H187ZM183 206H185V207H183ZM199 206V207H198ZM195 207V211H197V212H194V210H193V208ZM4 207H0V209H3ZM186 208V209H185ZM189 208V209H188ZM198 208H200V209H198ZM207 208V209H206ZM21 208L18 206V210H20ZM114 209V210H113ZM198 209V210H197ZM201 209L204 211H202V213H205V212H207L208 213V215H206L207 213H205V216H204V214L203 215H201L200 214V211H201ZM205 209V210H204ZM233 208H231V206H230V208L229 209H227V210H230V211H226L225 210V212H223V215L221 216V218H223V216H224V218L225 217H227V220L225 221L224 220V218L223 219H220V220H222V222L219 220V223L223 226V225H225V226H221L224 230H228V231H230L231 232V229L229 230V228H231L230 226H233V224H232V222L233 223H235V221L237 220V216H242V214L241 215H238L237 213H236V211L234 210V212H232L233 210H232ZM16 209H15V207H13V211H15ZM26 210V212H28L29 211V209L27 208V209H25ZM28 210V211H27ZM181 210V211H180ZM184 210V211H183ZM188 210H190V211H188ZM193 210V211H192ZM232 210V211H231ZM115 213H114V212ZM188 211V213H186ZM113 212V213H112ZM192 212V213H191ZM199 212V213H198ZM230 212V213H229ZM4 213H6L7 214V212L5 211ZM196 213H198V215L195 214ZM231 213H234V214H236V219L234 218L235 217V215L233 214V215H230ZM252 213V214H251ZM168 214V215H167ZM191 214H194V215H192V218H195V219H192L191 218ZM230 216H229V215ZM250 214V215H249ZM110 215V216H109ZM252 215V216H251ZM98 216V217H97ZM112 216H113V218H112ZM200 216H202V217H200ZM206 217V218H204V217ZM234 216V217H233ZM247 216V218H248V216H250V218L251 217H253L254 216V212H250V213H248V215H246ZM198 217H200V218H202L203 220H201L200 218H198ZM229 217V218H228ZM232 217V218H231ZM239 217H238V220H239ZM184 218V219H183ZM190 218V219H189ZM230 218L231 219H233L230 223L228 222L229 220H230ZM192 219V220H191ZM199 219V220H198ZM229 219V220H228ZM57 220H58V222H57ZM167 220H169V221H167ZM182 220V221H181ZM186 220H188V221H186ZM195 220V223H193L192 221H194ZM199 221V224L197 223L198 221ZM201 220V221H200ZM235 220V221H234ZM237 220V221H238ZM241 220H243V219H241ZM241 220H240V222H241ZM177 223H176V222ZM180 221V222H179ZM236 221V223H238ZM60 222V223H59ZM173 222V223H172ZM179 222V223H178ZM239 222V223H240ZM184 223V224H183ZM188 225H187V224ZM197 223V225H194V224H196ZM243 223H246L244 220H243ZM117 224V225H116ZM183 224V225H182ZM192 224V225H191ZM231 224V225H230ZM169 225V226H168ZM199 225V226H198ZM228 225V226H227ZM3 226H4V224H2L1 222H0V228H3ZM181 226V227H180ZM183 226H184V228H183ZM190 226V227H189ZM193 226V227H192ZM198 226V227H197ZM175 227V228H174ZM179 227H180V229H179ZM190 229H189V228ZM196 227L198 228V229H196ZM246 227H247V224H246ZM142 228V229H141ZM154 228V229H153ZM165 228V229H166ZM173 228V229H172ZM178 228V229H177ZM186 228V229H185ZM188 228V229H187ZM200 228V229H199ZM228 228V229H227ZM243 228H245V225H244V227ZM62 229V230H61ZM152 229V230H151ZM171 231H170V230ZM184 229V230H183ZM193 229V230H192ZM186 230H190L189 232L188 231H186ZM200 231V232H197V231ZM52 231V232H51ZM182 231V232H181ZM184 231V232H183ZM56 232V233H55ZM187 232V233H186ZM192 232V233H191ZM196 233V235H195V233ZM245 232H248V230H247V228L245 229ZM37 233H38V235H37ZM62 233V236L60 235ZM178 233V234H177ZM193 233H194V236H193ZM50 234H51V236H52V234H54V237L52 236H50ZM155 234V235H154ZM157 234V235H156ZM187 234V235H186ZM197 234H198V236H197ZM154 235V236H153ZM189 235V236H188ZM139 236V237H138ZM183 236H185V237H183ZM60 237V238H59ZM150 237V238H149ZM152 237H154L153 239H152ZM155 237H158V239L156 238L155 239ZM168 237V236H167ZM187 237V238H186ZM191 237V238H190ZM194 237V238H193ZM252 237V238H251ZM51 238V239H50ZM61 238H63V239H61ZM80 238V239H79ZM88 238V237H87ZM174 238V239H173ZM176 238H178V240L176 239ZM186 238V239H185ZM193 238V240H191ZM197 238V239H196ZM55 239H59L60 241H59V243L58 244H55L53 241L55 240ZM244 239H245V250H247V252L248 251H250L251 253H255L256 251H258L259 249L258 248H260V246H263V244H261V243H263L264 241V228H263V226H260V229H259V231L257 230V233H256V235H251V236H249V234H246V236H244ZM138 240V241H137ZM175 240H177V242L175 241ZM183 243H182V242ZM187 241V242H186ZM191 241H193V242H191ZM46 242H48V244H49V246L47 247V246H45V243ZM50 242H52V243H50ZM71 242V243H70ZM181 244L180 245V249L178 248L179 247V243ZM189 242V243H188ZM22 243V244H21ZM54 243V244H53ZM155 243V244H154ZM171 243H173V244H171ZM21 244V245H20ZM29 244H34V246L32 247V250H33V253H32V255H31V253H30V249L27 247V245H29ZM60 244V245H59ZM169 244H171V246L169 245ZM175 244V245H174ZM185 244V245H184ZM23 245V246H22ZM129 245V246H128ZM177 245V246H176ZM187 245V246H186ZM190 245V246H189ZM191 245H194V246H192L191 247ZM6 246V247H5ZM45 246V247H44ZM59 246H61V247H59ZM69 246V247H68ZM174 246L176 247V248H178L177 249V251H176V248H174ZM67 247V248H66ZM85 247V248H84ZM117 247V248H116ZM182 247H183V250H182ZM190 248V250H189V248ZM194 247V248H193ZM10 248V249H9ZM60 248V249H59ZM186 248V249H185ZM193 248V249H192ZM116 249V250H115ZM152 249H153V251H152ZM23 250V251H22ZM163 250V251H164ZM14 251V252H13ZM126 251V252H125ZM128 251V252H127ZM176 251V252H175ZM179 251H181V252H179ZM190 251V252H189ZM84 252H86V254H87V259H84L82 256H81V253H84ZM141 252V253H140ZM155 252H157V250L155 251ZM155 252H154V254H155ZM260 252V251H259ZM30 253V254H29ZM125 253V254H124ZM157 253H159V252H157ZM192 253V254H191ZM256 253H258V252H256ZM197 254V255H196ZM120 255H121V257H120ZM173 255V256H172ZM192 255V256H191ZM14 256H16V257H14ZM80 256V257H79ZM127 258H126V257ZM82 257V258H81ZM133 257H134V260H132L133 259ZM193 257H195L194 259H193ZM16 258L18 259V260H16ZM80 258V259H79ZM119 258V259H118ZM15 259V260H14ZM120 260V261H119ZM126 260V261H125ZM138 260V261H137ZM119 261V262H118ZM136 263H135V262ZM21 262V263H20ZM122 262V264H124ZM148 262V263H147ZM199 262V263H198ZM169 263V264H170ZM208 264H210V263H208Z\"/></svg>","mask_w":264,"mask_h":264}]
</instances>
